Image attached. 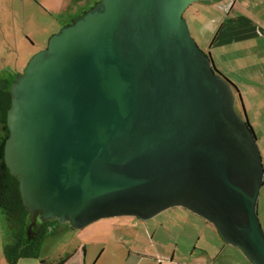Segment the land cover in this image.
Segmentation results:
<instances>
[{"label": "water", "instance_id": "95a60500", "mask_svg": "<svg viewBox=\"0 0 264 264\" xmlns=\"http://www.w3.org/2000/svg\"><path fill=\"white\" fill-rule=\"evenodd\" d=\"M100 0L11 83L5 163L30 214L81 230L182 207L264 264V162L233 83L185 17L197 2Z\"/></svg>", "mask_w": 264, "mask_h": 264}, {"label": "rangeland", "instance_id": "374dc122", "mask_svg": "<svg viewBox=\"0 0 264 264\" xmlns=\"http://www.w3.org/2000/svg\"><path fill=\"white\" fill-rule=\"evenodd\" d=\"M99 1L0 0V87L16 80L32 57L48 46L52 35L72 24ZM195 6L197 5L191 6L189 10ZM188 12L185 14L187 19ZM251 16L255 17L253 14ZM191 32L201 49L204 50L200 38L193 30ZM258 145L264 162V143L259 141ZM258 213L264 228L263 189L259 199ZM129 219L138 220L134 217L103 219L81 230H75L69 224L52 222L54 230L46 233L44 238L37 243V255L32 258H21L17 264H42L43 262L47 264H86L87 248L88 260L91 261V256L95 257L99 254L103 247L102 243L106 241L108 254L112 255L120 249L124 251L131 243H134L136 238L143 239L140 231L129 226L127 222ZM149 221L150 224L156 226L158 232L165 235V240L160 244L161 250L175 249L179 263H186L190 259L187 257L191 251H195V256L191 260H197L196 256H201V259L205 260L203 253L198 249L205 246L206 237L208 239L209 234L206 226L211 225L202 217L185 208L175 207ZM201 233H205L206 236H202L199 240ZM11 238L12 231L0 209V264H7L4 250ZM100 241L102 243H99ZM226 246H228L227 251L217 257L215 264H251L239 249L231 245ZM117 261V258L111 260L110 256L107 263L116 264ZM193 263L195 261L191 264Z\"/></svg>", "mask_w": 264, "mask_h": 264}, {"label": "crops", "instance_id": "0c3cea01", "mask_svg": "<svg viewBox=\"0 0 264 264\" xmlns=\"http://www.w3.org/2000/svg\"><path fill=\"white\" fill-rule=\"evenodd\" d=\"M197 3L187 10L190 28L200 38L216 69L236 87L237 109L247 116L258 142L264 143V0H236L232 5L228 0ZM2 136L3 125L0 124V138ZM132 219L127 222L131 228L140 231L142 240L136 238L126 250L120 249L112 255L108 254L107 241H100L101 252L91 256V261L87 248L86 264H101V261L108 264L110 256L111 260L118 259L116 264H191L193 261V264H215L229 245L223 244L216 228L208 222L211 225L206 226L208 239L206 237L205 246L198 249L205 260L201 256L191 260L195 256V251H191L187 257L190 259L179 263L175 249L161 250L165 235L158 232L154 224ZM202 236H206L205 233H201L199 240ZM4 257L6 259L5 250Z\"/></svg>", "mask_w": 264, "mask_h": 264}, {"label": "trees", "instance_id": "16d2710c", "mask_svg": "<svg viewBox=\"0 0 264 264\" xmlns=\"http://www.w3.org/2000/svg\"><path fill=\"white\" fill-rule=\"evenodd\" d=\"M215 70L220 73L216 67ZM11 83L0 87V124L3 125V134L5 133L0 138V209L12 231V238L5 247V256L8 264H17L21 258H32L37 255L36 245L44 238V232L38 233L33 239L28 237L27 228L31 222L30 214L22 202L19 178L10 174L4 159L5 144L9 137L7 113L11 106ZM33 230L35 231V228ZM42 264L47 263L43 262Z\"/></svg>", "mask_w": 264, "mask_h": 264}, {"label": "flooded vegetation", "instance_id": "af4514ba", "mask_svg": "<svg viewBox=\"0 0 264 264\" xmlns=\"http://www.w3.org/2000/svg\"><path fill=\"white\" fill-rule=\"evenodd\" d=\"M52 222L56 223L59 221L58 220H48V221L43 222L41 220H38L36 227H34L36 235H38V233L44 232V236H45L46 233L51 232V231L53 232V230H54L53 224L54 223H52Z\"/></svg>", "mask_w": 264, "mask_h": 264}, {"label": "built area", "instance_id": "2783aa9c", "mask_svg": "<svg viewBox=\"0 0 264 264\" xmlns=\"http://www.w3.org/2000/svg\"><path fill=\"white\" fill-rule=\"evenodd\" d=\"M236 0H228V2L232 5Z\"/></svg>", "mask_w": 264, "mask_h": 264}]
</instances>
